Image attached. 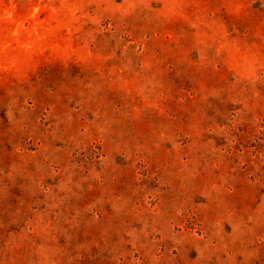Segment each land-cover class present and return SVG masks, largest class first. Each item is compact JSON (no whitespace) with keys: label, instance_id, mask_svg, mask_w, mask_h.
Masks as SVG:
<instances>
[{"label":"rangeland","instance_id":"1","mask_svg":"<svg viewBox=\"0 0 264 264\" xmlns=\"http://www.w3.org/2000/svg\"><path fill=\"white\" fill-rule=\"evenodd\" d=\"M0 264H264V0H0Z\"/></svg>","mask_w":264,"mask_h":264}]
</instances>
